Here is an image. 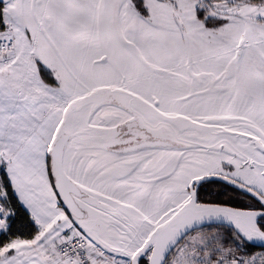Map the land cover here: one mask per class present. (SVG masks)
Segmentation results:
<instances>
[{"label": "snow or ice", "instance_id": "6c2138e0", "mask_svg": "<svg viewBox=\"0 0 264 264\" xmlns=\"http://www.w3.org/2000/svg\"><path fill=\"white\" fill-rule=\"evenodd\" d=\"M0 264H264V0H0Z\"/></svg>", "mask_w": 264, "mask_h": 264}]
</instances>
